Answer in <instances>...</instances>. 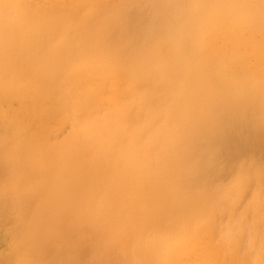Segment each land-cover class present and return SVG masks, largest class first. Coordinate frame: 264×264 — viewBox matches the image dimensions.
Returning a JSON list of instances; mask_svg holds the SVG:
<instances>
[{"label":"rangeland","instance_id":"374dc122","mask_svg":"<svg viewBox=\"0 0 264 264\" xmlns=\"http://www.w3.org/2000/svg\"><path fill=\"white\" fill-rule=\"evenodd\" d=\"M240 1L0 0V264H264Z\"/></svg>","mask_w":264,"mask_h":264},{"label":"bare ground","instance_id":"6f19581e","mask_svg":"<svg viewBox=\"0 0 264 264\" xmlns=\"http://www.w3.org/2000/svg\"><path fill=\"white\" fill-rule=\"evenodd\" d=\"M241 2V10H245V9H247V8H251V7H247V5L244 3L245 1H243V0H241L240 1ZM77 6V5H76ZM252 9V8H251ZM251 11H253V12H257V11H254V9H252ZM259 12V11H258ZM251 13V12H250ZM56 60V59H55ZM55 65V64H54ZM89 122V121H88ZM77 133V132H76ZM79 134V133H78ZM118 134V133H117ZM79 144V143H78ZM81 144V143H80ZM89 151V150H88ZM76 158V157H75ZM24 200H26V199H24ZM142 233V232H141Z\"/></svg>","mask_w":264,"mask_h":264}]
</instances>
